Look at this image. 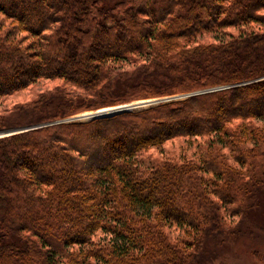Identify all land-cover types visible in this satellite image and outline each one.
<instances>
[{
	"label": "trees",
	"instance_id": "1",
	"mask_svg": "<svg viewBox=\"0 0 264 264\" xmlns=\"http://www.w3.org/2000/svg\"><path fill=\"white\" fill-rule=\"evenodd\" d=\"M37 125L0 138V264H212L264 202V0H0V131Z\"/></svg>",
	"mask_w": 264,
	"mask_h": 264
},
{
	"label": "rangeland",
	"instance_id": "2",
	"mask_svg": "<svg viewBox=\"0 0 264 264\" xmlns=\"http://www.w3.org/2000/svg\"><path fill=\"white\" fill-rule=\"evenodd\" d=\"M43 89L44 87L40 86L38 91H43ZM33 91L34 90L30 89L23 92V96H21L20 98H16V101L33 99L35 97L33 96ZM186 97H188V95L174 96L175 99L173 97H165L139 100L120 106L102 108L97 111L83 112L61 122H86L89 120H93V118L98 115H102L103 113H107L110 111H116L119 109H128L127 112L139 111L159 105L164 102L171 101V99L179 100ZM40 127L41 126L39 125V127L37 128ZM254 217L255 218L242 220L240 225L242 228V232L236 239L231 240L226 246L222 247L221 249H212L215 253H217L212 264H264V202L262 208L259 211L255 212ZM229 220L231 223L235 224L238 218ZM170 234L171 236L178 239H182L184 237V233L179 229L171 228Z\"/></svg>",
	"mask_w": 264,
	"mask_h": 264
},
{
	"label": "water",
	"instance_id": "3",
	"mask_svg": "<svg viewBox=\"0 0 264 264\" xmlns=\"http://www.w3.org/2000/svg\"><path fill=\"white\" fill-rule=\"evenodd\" d=\"M188 96H190V95H188ZM127 111H128V109H125V110L119 109V110H116V111H110V112H107V113H103L102 115H98V116H96L93 119L109 118V117H113V116L118 115V114H123V113H125ZM40 126H42V125H40ZM37 127H39V126L23 127V128H18V129L0 131V138L5 137V136H10V135H13V134H17V133H20V132H23V131L32 130V129L37 128Z\"/></svg>",
	"mask_w": 264,
	"mask_h": 264
},
{
	"label": "bare ground",
	"instance_id": "4",
	"mask_svg": "<svg viewBox=\"0 0 264 264\" xmlns=\"http://www.w3.org/2000/svg\"><path fill=\"white\" fill-rule=\"evenodd\" d=\"M108 111H110V110H108ZM103 112V111H102Z\"/></svg>",
	"mask_w": 264,
	"mask_h": 264
}]
</instances>
